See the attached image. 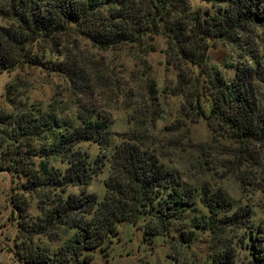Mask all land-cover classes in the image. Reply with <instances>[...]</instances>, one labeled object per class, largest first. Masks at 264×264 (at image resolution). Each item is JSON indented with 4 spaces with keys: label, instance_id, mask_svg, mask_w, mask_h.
I'll return each instance as SVG.
<instances>
[{
    "label": "trees",
    "instance_id": "trees-1",
    "mask_svg": "<svg viewBox=\"0 0 264 264\" xmlns=\"http://www.w3.org/2000/svg\"><path fill=\"white\" fill-rule=\"evenodd\" d=\"M199 1L0 0L5 20L0 24V72L41 65L39 43L59 39L69 30L98 48L128 44L144 51L152 47L153 35L163 34L181 65L208 77V95L202 98L197 91L198 114L236 144V165H254L258 189L264 188V161L252 162L246 154L251 144L264 146V57L254 66H235L226 76L208 66L206 53L209 41L221 38L242 40L251 47L246 54L256 57L245 33L264 27V0ZM54 65L74 88L83 79L66 58ZM192 82L197 86V76ZM89 95L75 91L68 113L48 102L0 116L6 126L0 170L12 181L20 179L22 191L32 198L18 200L13 194L22 219L17 225L25 234L16 249L27 263L88 262L93 250L117 232L119 221L136 224L141 219L150 236L169 233L176 221H186L189 228L178 233L180 244L193 242L198 231L206 233L209 264H237L233 238L247 251V264H264V232L262 226L254 230L249 206L207 182H187L136 134L115 141L109 113L85 105ZM85 142L97 151L81 148ZM98 174L103 175L101 197L91 189ZM31 229L51 235L56 243L34 246Z\"/></svg>",
    "mask_w": 264,
    "mask_h": 264
},
{
    "label": "rangeland",
    "instance_id": "rangeland-1",
    "mask_svg": "<svg viewBox=\"0 0 264 264\" xmlns=\"http://www.w3.org/2000/svg\"><path fill=\"white\" fill-rule=\"evenodd\" d=\"M4 23L0 16V24ZM250 31L245 37L254 44L256 57L246 54L251 47L242 40L214 38L206 52L208 66L226 76H231L235 66H254L256 59L264 57V27ZM150 44L148 51L128 44L102 49L74 30L59 39L41 41L37 48L44 63L22 64L0 72V116L28 104L45 106L48 102L68 113L74 107L73 93L87 92L90 99L84 100L85 105L109 113L115 141L125 134H136L187 182H207L221 188L237 204L249 206L254 230L262 226L264 232V188L258 189L254 165H247L246 169L240 162L236 165L232 154L236 144L215 130L211 119L198 114L195 103L199 92L202 98L208 95V77L189 64L181 65L163 34L153 35ZM62 58L83 76L75 88L55 69L54 63ZM195 76L197 86L192 82ZM260 89L264 91V86ZM5 127L0 122V151L4 147ZM80 147L97 151L95 145L87 142ZM263 147L261 143L249 145L246 154L252 162L264 161ZM102 176L95 177L91 188L97 190L99 197ZM20 184V179L12 181L7 171L0 170V264H31L16 249L25 234L17 225L22 219L16 212L13 194L18 200H32ZM29 211L36 214L32 207ZM174 225L169 233L150 236L141 219L136 224L121 220L117 232L107 236L93 250L92 258L81 264H209L208 235L198 231L193 242L180 244L179 230L189 226L183 220ZM31 231L34 246L56 243L51 235ZM232 243L236 263L247 264V251L237 244L236 238Z\"/></svg>",
    "mask_w": 264,
    "mask_h": 264
}]
</instances>
